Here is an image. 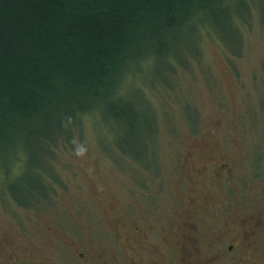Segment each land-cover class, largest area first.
<instances>
[{
    "label": "rangeland",
    "instance_id": "1",
    "mask_svg": "<svg viewBox=\"0 0 264 264\" xmlns=\"http://www.w3.org/2000/svg\"><path fill=\"white\" fill-rule=\"evenodd\" d=\"M254 5L260 11L242 29L239 56L214 34L203 35L172 91L154 89L161 83L149 82L148 71L127 85L129 95L148 98L149 112L160 118L145 162L122 154L118 123L97 114L84 119L75 148H63L45 163L57 178L49 204L20 206L8 178L0 177V264L39 260L51 240L73 232L124 246L130 229L144 219L161 221L159 234L173 240L186 207L205 210L199 213L202 235L205 221L212 227L215 217L236 226L237 214L264 216V0ZM220 162L233 169L232 176L212 173ZM191 178L200 186L190 193ZM206 186L208 194L197 196L195 189L204 194ZM260 239L264 253V232ZM257 257L250 255L264 264V256Z\"/></svg>",
    "mask_w": 264,
    "mask_h": 264
},
{
    "label": "trees",
    "instance_id": "2",
    "mask_svg": "<svg viewBox=\"0 0 264 264\" xmlns=\"http://www.w3.org/2000/svg\"><path fill=\"white\" fill-rule=\"evenodd\" d=\"M254 1L0 0V177L12 198L49 204L57 178L45 163L97 114L118 123L122 154L145 162L160 118L127 85L148 71L172 91L203 35L239 56Z\"/></svg>",
    "mask_w": 264,
    "mask_h": 264
},
{
    "label": "flooded vegetation",
    "instance_id": "3",
    "mask_svg": "<svg viewBox=\"0 0 264 264\" xmlns=\"http://www.w3.org/2000/svg\"><path fill=\"white\" fill-rule=\"evenodd\" d=\"M215 167L212 173H225L229 176L234 173L227 163L220 162ZM192 172L201 174L197 167H193ZM189 182L190 193L191 189L200 186L198 180L191 178ZM195 193L204 197L208 194V186L204 194L196 189ZM224 209L230 210L228 207ZM182 210H186V213L181 215L182 220L177 223L179 233L175 234V238L178 237L176 240H169L159 234L161 221L149 223L148 219H144L149 224H138L130 229L131 234L124 246L119 243L113 246L102 245L94 237L81 238L73 232L67 234L65 239L51 240L41 259H31L23 264H259V260H251L250 255L258 253V259L264 256L260 245L261 232H264L261 221L264 216L256 213L237 214L233 221L236 226H232L233 223H221L215 217L212 227H208L209 220L205 221V233L202 235L199 213L205 210L189 207ZM12 252L17 254L16 251ZM14 255L12 258L16 259Z\"/></svg>",
    "mask_w": 264,
    "mask_h": 264
}]
</instances>
